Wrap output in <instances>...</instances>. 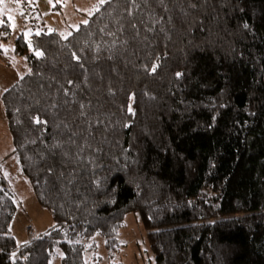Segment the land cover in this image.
Listing matches in <instances>:
<instances>
[{
	"label": "trees",
	"instance_id": "16d2710c",
	"mask_svg": "<svg viewBox=\"0 0 264 264\" xmlns=\"http://www.w3.org/2000/svg\"><path fill=\"white\" fill-rule=\"evenodd\" d=\"M27 33L1 100L53 225L18 242L2 176L0 264H88L94 235L112 256L127 213L155 264H264V0H106L67 36Z\"/></svg>",
	"mask_w": 264,
	"mask_h": 264
},
{
	"label": "rangeland",
	"instance_id": "374dc122",
	"mask_svg": "<svg viewBox=\"0 0 264 264\" xmlns=\"http://www.w3.org/2000/svg\"><path fill=\"white\" fill-rule=\"evenodd\" d=\"M103 1L105 0H30V3L44 21L43 28L57 30L67 36L80 23L87 20V17L81 16L79 11L83 10L89 14ZM14 5L17 14L7 13L13 19L11 33L6 39H0V73L3 74L2 80L0 79V159L13 150L11 135L2 108V94L15 80L23 77L28 71L27 63L11 53L15 39L21 33L20 30L28 32L26 35L31 32L30 28L24 29L18 6ZM2 8L6 9V6ZM42 27L40 25V29ZM5 73L12 74V79H7ZM2 176L8 179L15 194L16 214L10 231L16 240L24 242L27 236L31 239L34 235L37 236L51 227L53 219L50 211L37 202L32 187L21 173L15 156H11L7 162L0 164V178ZM123 223L118 234L119 248L113 254L114 256H110L107 252L103 244L104 239L100 235L83 240L85 244L96 243L97 247L92 252L86 253L85 259L88 264H155L154 255L148 245L147 232L140 222L139 215L127 213ZM61 256V250L55 248L51 254L50 264H61Z\"/></svg>",
	"mask_w": 264,
	"mask_h": 264
},
{
	"label": "built area",
	"instance_id": "2783aa9c",
	"mask_svg": "<svg viewBox=\"0 0 264 264\" xmlns=\"http://www.w3.org/2000/svg\"><path fill=\"white\" fill-rule=\"evenodd\" d=\"M18 6L19 15L24 24V29L27 28L31 31L37 32H47V27L43 28L41 17L38 15L35 7L30 3V0H10ZM4 2V0H2ZM0 2V4L2 3ZM40 25L42 29H40Z\"/></svg>",
	"mask_w": 264,
	"mask_h": 264
},
{
	"label": "crops",
	"instance_id": "0c3cea01",
	"mask_svg": "<svg viewBox=\"0 0 264 264\" xmlns=\"http://www.w3.org/2000/svg\"><path fill=\"white\" fill-rule=\"evenodd\" d=\"M106 1V0H105ZM104 2V1H103ZM102 2H100L99 3V5L101 4ZM98 5V6H99ZM3 6H6V9H4V8H2ZM98 8V7H97ZM96 8V9H97ZM1 9H2V11H1ZM95 9V10H96ZM95 10H93V12L95 11ZM15 13V14H17V9H16V7H15V5L10 1V0H4V2H2L1 4H0V16H1V18L3 17L4 18V20H7V21H9V23L11 24V22H12V17L9 15L8 16V14L7 13ZM93 12H91V13H89V14H87V13H85L83 10H81V11H79V13H80V15L81 16H84L85 18L87 17L88 18V16L89 15H91ZM12 24H11V30H12ZM78 27V26H77ZM76 27V28H77ZM21 32H23L24 30H20ZM55 31H57V30H55ZM57 32H59V31H57ZM10 33H11V31H10ZM25 33V32H24ZM27 33V32H26ZM13 55H15V56H18V55H16L15 53H14V48H13V50H12V52H11ZM18 57H20L21 59H23L24 61H25V59L23 58V57H21V56H18ZM26 62V61H25ZM27 63V62H26ZM28 65V64H27ZM28 70H29V65H28ZM28 72V71H27ZM26 72V73H27ZM25 73V74H26ZM11 76H12V74H7V73H5V77L7 78V79H12L11 78ZM2 78H3V74L2 73H0V79L2 80ZM22 78V77H21ZM20 78H18V80H19ZM18 80H15L12 84H14L15 82H17ZM11 84V85H12ZM10 85V86H11ZM9 86V87H10ZM2 108H3V106H2ZM4 113V112H3ZM6 125H7V123H6ZM11 152L10 153H8L7 155H5L2 159H0V164L1 163H4V162H7V160H9V158H11ZM27 236V235H26ZM33 237H35V235L33 236ZM32 238V237H31ZM29 237L27 236L26 237V240L25 241H29ZM24 241V242H25ZM96 244V243H95ZM104 244V243H103ZM97 248V247H96Z\"/></svg>",
	"mask_w": 264,
	"mask_h": 264
},
{
	"label": "snow or ice",
	"instance_id": "6c2138e0",
	"mask_svg": "<svg viewBox=\"0 0 264 264\" xmlns=\"http://www.w3.org/2000/svg\"><path fill=\"white\" fill-rule=\"evenodd\" d=\"M0 2H2V0H0ZM37 55H40V53H37ZM151 70L154 72L156 70V66H153ZM177 75L179 76L180 73H177Z\"/></svg>",
	"mask_w": 264,
	"mask_h": 264
}]
</instances>
